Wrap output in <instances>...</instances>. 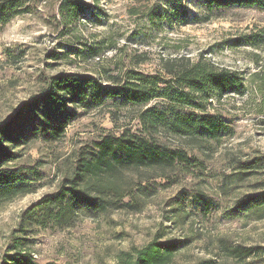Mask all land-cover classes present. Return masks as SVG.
Masks as SVG:
<instances>
[{"label":"rangeland","instance_id":"obj_1","mask_svg":"<svg viewBox=\"0 0 264 264\" xmlns=\"http://www.w3.org/2000/svg\"><path fill=\"white\" fill-rule=\"evenodd\" d=\"M61 1L25 0L27 12L0 26V122L57 74L99 81L131 70L159 75L165 60L181 56L195 62L202 55L217 69L237 73L246 89L243 96L229 94L212 102L210 112L232 128V135L220 142L186 143L167 134L158 138L201 161L202 173L126 172L125 183L139 181L147 194L151 191L138 196L135 212L80 211L72 227L36 230L29 251L35 262L118 264L121 252L163 235L160 241L189 240L173 264H264L260 255L239 261L223 250L264 247V205L248 206L261 200L264 169L240 175L236 167L238 161L264 159V42L259 49L235 43L255 34L264 37V10L233 6L208 14L200 1L181 0L187 12L182 21L165 17L174 0H79L87 7L84 16L65 23L58 10ZM143 110L108 99L68 125L59 141L37 139L15 149L19 157L11 169L31 168L39 177L28 178L29 195L0 204V264L11 254L8 247L20 214L58 190L92 141L118 137L125 130L139 133ZM206 202L208 210L202 206Z\"/></svg>","mask_w":264,"mask_h":264},{"label":"trees","instance_id":"obj_2","mask_svg":"<svg viewBox=\"0 0 264 264\" xmlns=\"http://www.w3.org/2000/svg\"><path fill=\"white\" fill-rule=\"evenodd\" d=\"M198 1L208 14L233 6L264 10V0ZM25 4V0H0V26L26 13ZM169 6L166 18L186 20L187 12L181 6V0H174ZM86 8L79 0H62L58 10L62 20L69 23L84 16ZM263 38L255 34L236 39L235 43L259 49ZM161 66L159 75L131 70L122 76H106L102 81L88 75L57 74L47 81V87L37 96L21 104L8 119L0 122L1 204L29 195L28 178L39 177V173L31 168L11 169L10 164L19 157L15 149L37 139L59 141L68 125L88 110L103 107L108 99L144 109L139 114V133L125 130L118 137L103 135L99 141H92L89 151L77 155L72 173L62 180L58 190L46 194L20 214L8 247L11 254L5 255L2 264H38L29 252L36 230L72 227L80 211L90 214L120 210L135 212L138 196H149L151 191L147 194V188L139 181L125 183L126 172L151 170L164 174L179 169L202 173L205 168L201 161L188 156L183 148L167 147L158 138L167 134L186 143H218L222 136L232 135L226 120L211 113L210 108L213 101L219 103L229 94L243 96L246 89L243 78L227 69H217L202 55L195 62L182 56L167 59ZM152 102L154 105L148 106ZM236 167L241 170L238 174L247 175L252 169H264V159L238 161ZM261 196L260 201L253 200L248 206H263L264 193ZM202 206L205 210L209 208L207 202ZM162 238L163 235H159L141 248L121 252L116 258L118 264H173L175 255L189 244V240L160 241ZM223 250L239 261L255 255L264 257V247L225 246Z\"/></svg>","mask_w":264,"mask_h":264}]
</instances>
